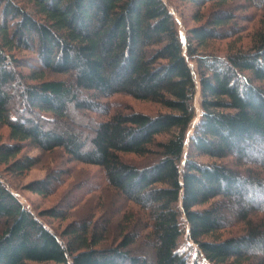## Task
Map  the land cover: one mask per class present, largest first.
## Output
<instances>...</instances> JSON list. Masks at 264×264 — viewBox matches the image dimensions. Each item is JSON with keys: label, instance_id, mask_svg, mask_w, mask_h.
I'll return each instance as SVG.
<instances>
[{"label": "trees", "instance_id": "obj_1", "mask_svg": "<svg viewBox=\"0 0 264 264\" xmlns=\"http://www.w3.org/2000/svg\"><path fill=\"white\" fill-rule=\"evenodd\" d=\"M179 1L184 44L163 0H0V166L59 152L105 184L58 231L79 198L35 215L0 172V264H264V0Z\"/></svg>", "mask_w": 264, "mask_h": 264}, {"label": "rangeland", "instance_id": "obj_2", "mask_svg": "<svg viewBox=\"0 0 264 264\" xmlns=\"http://www.w3.org/2000/svg\"><path fill=\"white\" fill-rule=\"evenodd\" d=\"M163 1L166 3L169 11L171 12L175 20L179 37L182 43L184 44V35L186 29L189 26L193 25L190 16L193 14L194 8L190 4L180 2L179 0H163ZM245 41L246 39H243V42ZM226 42L227 41L214 42L212 47L223 50L226 47L225 44ZM15 55L18 57L31 56V54L28 52H16ZM189 65L193 69V65L191 62ZM194 77L196 79L195 72H194ZM196 91L197 92L194 99L196 117L193 120L192 126L193 124L196 123L199 115L198 87ZM119 100H125V99L118 98L115 99L114 101L116 102ZM126 101L130 102L133 108L140 109L148 113H154L158 110V107L151 104L131 101L129 99H126ZM21 107L24 106L21 105ZM21 114L23 116H27V117L29 116L28 111L25 108L21 112ZM188 133H191V129L188 131ZM6 138H7V130L5 128H1L0 142H6L7 141ZM23 153L29 156H35L37 154L35 150H30V149H25ZM151 160L152 158H148L144 162H142V164L147 165L151 162ZM0 172L5 175L4 176L5 183H8L10 180L14 184L12 186L8 183L11 186V187L9 186L11 192L19 199L20 203L25 208L30 210L35 215L40 210H47L51 208H54L56 210L66 211L68 210V206L66 205V203L67 204L68 202L72 203L74 199L79 198L78 199L79 201L77 202V207H73L69 210L70 216L66 220L62 222H59L57 220H53V221L44 220L45 222L43 221L48 226L50 227L52 226L56 228L58 231L60 229V226H64L66 223L72 220L78 221L81 218H83L86 215L88 207L90 206L89 205L91 203L90 201L96 198L99 195V193L102 191V189L105 187V184H103L102 181H101L102 182L101 187H98L96 185L97 182L95 183V181L101 178L99 170H97L94 167H87L76 163L67 162L66 160L64 161L63 158H59V152H54L52 155L41 157L40 161L33 168H31L30 170H28L27 172L21 175H15V174L12 175L8 173L7 169L3 165L0 166ZM52 172L54 173L61 172L63 174L61 176V183L58 186L53 187L52 189H50V191H48L47 193H42L41 195L28 190L30 184L45 179L46 176L48 174H51ZM80 182L82 186L85 185V187L87 186L90 190L82 194L80 193L78 194L79 192L78 191L77 193L74 194L73 198H69L67 194H69L73 190L71 188L76 186ZM76 191L77 190H75V192ZM47 222H52V224L50 225ZM114 234H115V230H114ZM181 242L184 243L185 245L190 244V242L187 241L185 237L182 238Z\"/></svg>", "mask_w": 264, "mask_h": 264}, {"label": "water", "instance_id": "obj_3", "mask_svg": "<svg viewBox=\"0 0 264 264\" xmlns=\"http://www.w3.org/2000/svg\"><path fill=\"white\" fill-rule=\"evenodd\" d=\"M194 125V124H193Z\"/></svg>", "mask_w": 264, "mask_h": 264}]
</instances>
